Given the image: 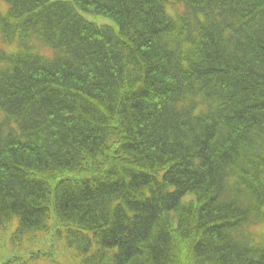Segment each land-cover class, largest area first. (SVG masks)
<instances>
[{"label": "trees", "instance_id": "16d2710c", "mask_svg": "<svg viewBox=\"0 0 264 264\" xmlns=\"http://www.w3.org/2000/svg\"><path fill=\"white\" fill-rule=\"evenodd\" d=\"M0 234V264H264V0H0Z\"/></svg>", "mask_w": 264, "mask_h": 264}, {"label": "rangeland", "instance_id": "374dc122", "mask_svg": "<svg viewBox=\"0 0 264 264\" xmlns=\"http://www.w3.org/2000/svg\"><path fill=\"white\" fill-rule=\"evenodd\" d=\"M1 8H2V6H1ZM87 20H89V21H92V22H95V21H93V19H98L97 21L98 22H100V23H98V22H95V23H97L98 25H101V23H105V24H108V25H112V23L108 20V19H106V18H103V17H100V16H94V15H91V14H84V13H81ZM0 242L1 243H4V239H3V237H2V235L0 234ZM1 244H0V250H1ZM5 250H6V252L1 256V254H0V259L1 258H3V257H6L11 251H12V249H9L8 247H6L5 248ZM38 264V263H37ZM39 264H51V263H48V262H39Z\"/></svg>", "mask_w": 264, "mask_h": 264}]
</instances>
